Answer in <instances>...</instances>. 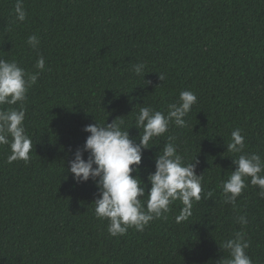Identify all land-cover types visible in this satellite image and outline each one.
I'll return each instance as SVG.
<instances>
[{"label":"trees","instance_id":"16d2710c","mask_svg":"<svg viewBox=\"0 0 264 264\" xmlns=\"http://www.w3.org/2000/svg\"><path fill=\"white\" fill-rule=\"evenodd\" d=\"M15 4L0 0V58L39 75L23 101L2 106L23 108L33 149L27 162L9 163V147L0 145V264H222L230 257L220 245L237 232L252 264H264L259 187L246 178L235 207L222 191L233 159L264 158V0H23V22ZM33 34L36 48L27 43ZM40 56L43 71L35 67ZM138 63L145 75L133 71ZM184 90L197 97L186 125L173 121L154 137L132 175L147 193L155 156L172 137L203 176L202 199L185 222L176 221L177 200L143 231L113 237L109 221L95 215V182L77 183L68 172L89 135L83 129L122 117L139 143L140 107L166 115ZM237 128L242 153L226 148Z\"/></svg>","mask_w":264,"mask_h":264},{"label":"clouds","instance_id":"9594fccd","mask_svg":"<svg viewBox=\"0 0 264 264\" xmlns=\"http://www.w3.org/2000/svg\"><path fill=\"white\" fill-rule=\"evenodd\" d=\"M14 11L18 21H25L27 13L23 0H16ZM27 43L36 48L39 40L33 34L27 38ZM35 67L39 71L44 70L43 56L37 59ZM133 71L137 75L147 73L143 63L135 64ZM38 75L39 72H26L15 61L0 58V145H8L9 163L16 160L27 162L33 142L23 125V108L17 110L2 106L23 101L28 89L36 83ZM158 76L160 81L164 79L163 75ZM196 102V95L190 90H184L179 93L178 101L168 106L166 115L151 106H141L134 123L139 130V143H136V138L129 137L127 130L122 129V117L119 123L115 122L116 119L107 124L105 120L102 123L95 121L84 127L83 131L89 135L83 148H77L73 158L68 161V172L77 183L87 182L89 179L95 182V215L99 219L109 221V235H124L130 227L143 231L152 220L164 218V214L170 210V205L177 200L183 205L176 217L177 223L185 222L191 217L193 202L202 199L203 176L196 174L194 160L184 163L183 157L171 142L172 137H168L169 142L164 145L162 152L159 151L155 156V171L147 177L150 184L147 193L144 182L132 173L138 172L142 151L150 148V141H153L154 137L164 135L173 121L176 126L184 127V117ZM244 147V137L237 128L231 132V142L226 148L232 153H242ZM84 153H88L87 159L84 158ZM232 163L236 166L235 170L222 182L224 202L235 207L237 197L247 186L245 179L248 177L251 178L252 185L259 187L258 195L264 199V158L255 153L241 154L237 159H233ZM145 196L146 201L141 199ZM237 222L241 225L247 224L244 216L237 217ZM248 247L244 233H235L234 238L220 245L221 249L227 250L230 257L223 259L222 264H252L251 258L246 254Z\"/></svg>","mask_w":264,"mask_h":264}]
</instances>
